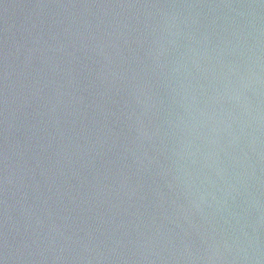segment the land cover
<instances>
[{"label": "water", "instance_id": "obj_1", "mask_svg": "<svg viewBox=\"0 0 264 264\" xmlns=\"http://www.w3.org/2000/svg\"><path fill=\"white\" fill-rule=\"evenodd\" d=\"M0 264H264V0H0Z\"/></svg>", "mask_w": 264, "mask_h": 264}]
</instances>
